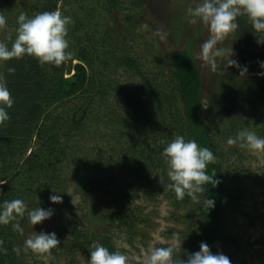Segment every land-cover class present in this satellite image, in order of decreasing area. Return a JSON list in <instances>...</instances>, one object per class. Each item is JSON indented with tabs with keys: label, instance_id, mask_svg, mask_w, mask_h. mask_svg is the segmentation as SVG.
<instances>
[{
	"label": "trees",
	"instance_id": "1",
	"mask_svg": "<svg viewBox=\"0 0 264 264\" xmlns=\"http://www.w3.org/2000/svg\"><path fill=\"white\" fill-rule=\"evenodd\" d=\"M166 4L177 16L178 10L193 8L192 0H166ZM143 8L141 0H0V16L6 19L0 42L9 47L21 13L34 17L60 11L71 17L68 56L60 66H42L28 55L0 61V83L7 85L14 100L7 109L9 119L0 123V204L19 198L27 206L25 218L0 225V264H31L30 258L39 255L23 251L24 240L43 229L41 223L36 228L26 221L27 212L39 206L54 209L46 231L56 232L60 241L43 255L70 256L67 264H88L93 243L121 252L119 236L137 235L138 224L148 223L126 210L125 199L136 195L170 201L172 220L180 225L171 229V235L184 259L198 251L202 241L213 253L240 246L224 219L241 211L244 183L256 175L246 164L248 150L228 145L227 140L243 129L264 137V118L231 121L221 112L215 119L206 117L205 82L188 48L170 53L166 62L158 60L148 70V51L134 52ZM110 15H119L125 24L105 30L100 20ZM179 19L183 23V14ZM238 21L237 29L249 28L253 36L249 42L240 40L242 49L251 43L252 51H264L247 17ZM240 43L233 46L240 50ZM229 51L240 56L238 50ZM10 67L15 71L10 73ZM125 76L130 80H122ZM133 80L137 85H131ZM177 135L195 140L216 157L207 166L211 179L200 203L187 196L177 200L167 188L168 165L161 153ZM154 178L160 179L157 186ZM71 187L93 196L89 204L93 221L102 229L91 224L83 228L78 219L63 218L60 209L53 208L48 196L64 198ZM208 198L215 201L209 210L203 204ZM17 222L23 233L12 228ZM15 248L21 249L19 254Z\"/></svg>",
	"mask_w": 264,
	"mask_h": 264
},
{
	"label": "rangeland",
	"instance_id": "2",
	"mask_svg": "<svg viewBox=\"0 0 264 264\" xmlns=\"http://www.w3.org/2000/svg\"><path fill=\"white\" fill-rule=\"evenodd\" d=\"M141 2L144 7L140 16L142 23L136 27L140 41L134 52H140L142 55L148 51L145 66L148 70H152L154 62L158 60L164 62L168 59L170 53L188 48L193 53L194 61L200 68L201 77L205 82L202 100L206 117L215 119L221 112L231 121L235 118L253 120L257 115L259 118H264V113H261V110H264V76L259 75L264 69H261L258 63L264 61V51H252L251 43L242 49L240 43L242 39L249 42L253 37L249 28L241 27L235 30L222 42L220 47L224 48L225 55L217 58L218 70L213 73L197 59L200 45L208 38L207 28L198 20L196 23L191 22L193 18L188 13V7L178 10L177 16L167 9L166 0H141ZM200 2L201 0H192L193 8ZM181 13L184 16L183 23L179 19ZM170 16H173V19ZM100 21L105 30L109 26L121 28L120 25L125 24L122 23L123 20L119 15H110L109 18L104 16ZM239 22L237 18V23ZM154 26L158 31L153 29ZM158 33L165 35V39L161 40ZM236 43H240V50L236 47ZM228 49L240 51V56L237 57L235 52L232 54ZM229 57L236 58L241 66H247V73L241 75V69L235 66L226 68ZM122 80L129 81L130 78L125 76ZM132 83L131 85H137L138 82L133 80ZM248 155L250 158L246 164L254 170L256 176L251 179L249 177L244 183L246 191L242 195L241 211L235 216L231 215L224 219L226 230L241 243L238 247L228 246L223 249V253L230 258L231 264H264V152L252 153L248 150ZM153 182L157 186L160 179L154 178ZM68 190L61 203H52L49 200L53 208L60 209L63 218L78 219L81 222L79 226L83 228L91 224L93 228L102 229L93 221L95 213L92 206H89L93 196L76 193L74 187ZM125 200L126 210L130 208L131 212L142 216L145 222H148L138 224L141 234L138 232L137 235H132L125 232L117 239L121 253L128 258V264H144L150 247L178 244L171 235V229L180 228V225L172 220L173 207L170 201L162 196L156 201H149L137 195L135 199L130 197ZM49 224L48 220L41 223L43 228L41 231L47 232L46 229L51 226ZM37 226L39 223L35 225L36 228ZM70 258V256L55 258L36 255L33 261L31 258L29 261L31 264H67Z\"/></svg>",
	"mask_w": 264,
	"mask_h": 264
},
{
	"label": "clouds",
	"instance_id": "3",
	"mask_svg": "<svg viewBox=\"0 0 264 264\" xmlns=\"http://www.w3.org/2000/svg\"><path fill=\"white\" fill-rule=\"evenodd\" d=\"M188 13L193 18L192 23L198 20L207 28L208 38L200 45L197 59L213 73L218 70L217 58L225 55V50L220 45L238 28V17H247L253 33L258 37L257 43L264 44V0H201L195 8H189ZM70 22L71 17L62 15L60 11H45L34 17L21 13L17 17L18 27L11 47L0 42V61L21 59L28 55L36 58L42 66L45 64L60 66L68 56L66 36ZM5 24V17L0 16V28ZM158 35L161 40L165 39V35L159 33ZM230 57L227 59L226 68L235 66L241 69V75L247 73V66H241L237 60ZM258 63L261 69H264V61ZM8 71L12 73L15 69L10 67ZM259 75L264 76V71ZM13 104L9 88L6 84L0 83V123L9 119L7 109ZM227 144L238 145L252 153L264 152V137L247 129L238 131L234 137H229ZM161 155L168 165L167 176L170 183L167 188L175 193L177 200H183L187 196L193 202L200 203V196L205 191L204 186L211 179L206 169L209 164L215 162L214 153L207 147L199 146L195 140H185L182 135H177L164 147ZM216 183L218 182L215 180L214 185ZM49 200L52 203H61L63 197L53 194ZM203 204L208 210L215 207V201L211 198L205 199ZM26 208L24 201L19 198L3 201L0 204V225H8L18 218H25ZM53 215L54 209L39 206L27 212L26 221L34 227ZM12 228L21 233L24 231L18 222L12 223ZM59 243L56 232L41 231L38 235L29 236L24 240L23 251L30 250L43 255L49 253ZM14 251L19 254L21 249L15 248ZM89 251L88 264H128L126 255L119 251H110L101 244L93 243ZM144 264H231V261L222 251L213 253L210 246L202 241L199 250L189 253L186 259L181 257L176 244L150 247Z\"/></svg>",
	"mask_w": 264,
	"mask_h": 264
}]
</instances>
